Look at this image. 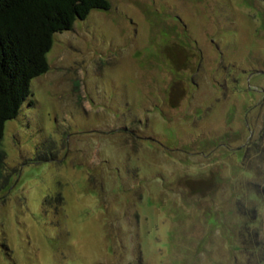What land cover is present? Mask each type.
<instances>
[{"label": "rangeland", "instance_id": "rangeland-1", "mask_svg": "<svg viewBox=\"0 0 264 264\" xmlns=\"http://www.w3.org/2000/svg\"><path fill=\"white\" fill-rule=\"evenodd\" d=\"M109 2L6 123L0 264H264V0Z\"/></svg>", "mask_w": 264, "mask_h": 264}, {"label": "trees", "instance_id": "trees-1", "mask_svg": "<svg viewBox=\"0 0 264 264\" xmlns=\"http://www.w3.org/2000/svg\"><path fill=\"white\" fill-rule=\"evenodd\" d=\"M110 8L109 0H0V145L6 123L34 105L32 81L50 69L54 36ZM4 160L0 149V167Z\"/></svg>", "mask_w": 264, "mask_h": 264}]
</instances>
